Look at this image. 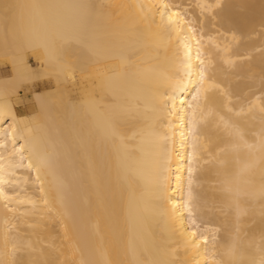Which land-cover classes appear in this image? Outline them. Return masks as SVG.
I'll list each match as a JSON object with an SVG mask.
<instances>
[{"label":"bare ground","instance_id":"bare-ground-1","mask_svg":"<svg viewBox=\"0 0 264 264\" xmlns=\"http://www.w3.org/2000/svg\"><path fill=\"white\" fill-rule=\"evenodd\" d=\"M0 264H264V0H0Z\"/></svg>","mask_w":264,"mask_h":264},{"label":"rangeland","instance_id":"rangeland-1","mask_svg":"<svg viewBox=\"0 0 264 264\" xmlns=\"http://www.w3.org/2000/svg\"><path fill=\"white\" fill-rule=\"evenodd\" d=\"M31 63H33V61H31Z\"/></svg>","mask_w":264,"mask_h":264}]
</instances>
